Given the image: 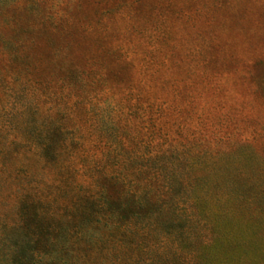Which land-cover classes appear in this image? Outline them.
Segmentation results:
<instances>
[{
  "label": "rangeland",
  "instance_id": "1",
  "mask_svg": "<svg viewBox=\"0 0 264 264\" xmlns=\"http://www.w3.org/2000/svg\"><path fill=\"white\" fill-rule=\"evenodd\" d=\"M0 264H264V0H0Z\"/></svg>",
  "mask_w": 264,
  "mask_h": 264
},
{
  "label": "trees",
  "instance_id": "2",
  "mask_svg": "<svg viewBox=\"0 0 264 264\" xmlns=\"http://www.w3.org/2000/svg\"><path fill=\"white\" fill-rule=\"evenodd\" d=\"M145 187L146 190H148L147 184H145ZM99 201L101 202L100 205L106 210V207L109 206L110 202V199L108 198V195H106V192H102V195H100L99 197ZM115 202L119 207V212L116 211L117 213H115L112 210L110 212L105 211L103 216L107 223L113 224L115 228H119L124 232L133 230L134 225H132V221L135 218L137 219L138 217H140V215H146L142 212L144 208L143 200L136 193L127 192L126 190H124V192H121L118 195ZM113 236L114 235L110 234V232L96 234V236H94V240L106 243L109 240H113Z\"/></svg>",
  "mask_w": 264,
  "mask_h": 264
}]
</instances>
